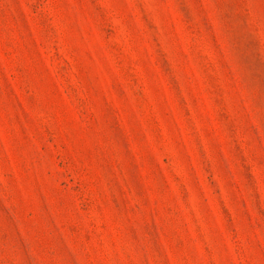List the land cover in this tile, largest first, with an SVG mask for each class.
Returning <instances> with one entry per match:
<instances>
[{
    "label": "rangeland",
    "instance_id": "obj_1",
    "mask_svg": "<svg viewBox=\"0 0 264 264\" xmlns=\"http://www.w3.org/2000/svg\"><path fill=\"white\" fill-rule=\"evenodd\" d=\"M0 264H264V0H0Z\"/></svg>",
    "mask_w": 264,
    "mask_h": 264
}]
</instances>
